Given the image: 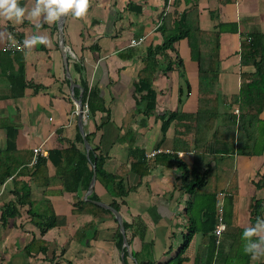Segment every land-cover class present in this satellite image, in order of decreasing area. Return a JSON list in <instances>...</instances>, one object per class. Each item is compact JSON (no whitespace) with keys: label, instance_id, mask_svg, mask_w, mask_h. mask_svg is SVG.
Segmentation results:
<instances>
[{"label":"crops","instance_id":"obj_1","mask_svg":"<svg viewBox=\"0 0 264 264\" xmlns=\"http://www.w3.org/2000/svg\"><path fill=\"white\" fill-rule=\"evenodd\" d=\"M193 1L197 5L200 28L221 30L216 84L221 121L225 112L238 111L237 104H230L229 99L239 92L241 73L254 71L253 65L240 63V40L252 31L264 33V24L258 30L242 24L248 5L258 0H177L174 8L180 11ZM259 2L264 4V0ZM34 5L35 0H19V6L26 9L22 22L0 17V119L2 124L10 121L17 125L16 148L33 154L28 169L33 170L37 155L46 158L45 171L39 177L41 184L32 182L30 174H23L19 179L30 186L31 200L43 205L49 202L55 214L66 217V223L50 227L42 234L30 221L29 205H18V214L9 216L5 225L0 218V264L167 262L183 242L190 215L202 217L199 208L194 207L187 176L193 163L192 135L184 137L190 143L188 149L175 150L174 123L162 135L158 117L169 110L194 112L197 109L198 65L191 57L187 39L174 43L182 64L171 52L172 69L155 75L156 106L153 113L145 115L137 105L135 82L146 47L163 40L158 26L164 16V0H90L84 17L66 14L62 31L67 68L59 48L57 21L30 18L28 12ZM11 32L20 38L21 49L4 48ZM33 35L47 37L50 44H37L31 50L25 48L24 40ZM180 71L184 72L190 90L182 94V101L178 103L179 87L185 90ZM82 82L97 91L103 106L109 110V113L96 110L83 118L84 135L79 130L75 101L82 96ZM221 96L228 97V101L223 103ZM260 119L264 121V108ZM84 137L90 148L104 157V169L118 174L126 186L134 188L124 197H112L95 180L91 191L100 202L120 203L122 221L130 226L126 231L125 256L118 245V222L114 215L72 212L74 196L87 199L91 192L86 196L88 188L82 187L79 193L67 190L63 176L56 173V164L61 163L62 157L55 153L48 157L50 151L66 149L71 144L86 153ZM130 140H133L131 146ZM5 145L6 129L0 126V149ZM35 148L40 149L38 154L34 153ZM179 151L182 155L177 154ZM151 152L155 154L150 155ZM142 156L148 173L140 176L141 167L136 162ZM132 163L135 168L131 167ZM211 165L210 190L225 192V230L216 237L222 258L230 253L232 246H238L241 229L251 225V199H261L264 206V187L255 185L264 175V151L259 155L218 156ZM13 189L12 177L0 183V216L4 205L15 200ZM32 238L48 241L46 251L27 254L24 247ZM202 238L201 232L193 234L181 264H195ZM249 264H264V256L258 260L250 258Z\"/></svg>","mask_w":264,"mask_h":264},{"label":"trees","instance_id":"obj_2","mask_svg":"<svg viewBox=\"0 0 264 264\" xmlns=\"http://www.w3.org/2000/svg\"><path fill=\"white\" fill-rule=\"evenodd\" d=\"M175 8L173 7L165 13L159 23L158 30L163 35L162 42L146 47L142 67L137 72L135 82L136 101L145 115L154 112L157 94L153 87L154 77L158 72L166 74L172 69L174 59L170 55L171 52L176 56L178 63L182 64L174 43L179 39L186 38L191 57L198 65L197 109L194 112H184L178 109L169 110L158 114V117L161 121L162 135H165L170 123H174L175 150L188 149L190 143L184 137L187 134L192 135L193 163L187 176L189 178V190L193 194L194 207L199 208L202 217L190 215V223L183 236V242L176 255L167 262L159 263L148 260L141 264H181L184 259L182 254L195 232H201L203 235L202 242L197 249L195 264H249L250 256L244 254V241L241 239L245 229H241L238 246H232L230 253L221 258L220 245L216 243L217 238L212 233L216 224L215 198L217 191L210 190L211 179L209 177L213 169L211 164L218 156L233 153L259 155L264 151V121L260 119V113L264 108V33L252 31L240 40V63L253 65L254 71L241 73L239 92L231 95L229 99L230 104H237L238 111L237 113L225 112L220 121L221 112L218 106L220 95L216 89V84L220 71L221 30H203L200 28L195 1L188 8L180 11ZM19 72L22 73L21 70ZM179 73L185 84V90L181 86L179 87L178 103H181L182 94L189 92L190 85L183 74L184 72L180 71ZM81 86L83 87L81 100L82 104L87 103L88 116L93 115L96 110H107L109 113L94 88L89 89L83 82ZM74 95H78L76 88ZM221 101L226 103L228 97L221 96ZM1 121L2 119H0V126L6 129V145L0 149V183H3L6 178L12 177L15 198L14 201H9L4 205L0 216L2 223L5 225L9 216L18 214V205L28 204L30 221L40 229L42 234L50 227L65 224L66 217L55 214L49 202L43 205L31 200L30 186L19 179L23 174H30L32 182L41 184L39 177L41 172L45 171L46 158L37 155L32 164L33 170L28 169L27 166L31 162L33 154L30 150L16 148L17 125L10 121L2 124ZM86 138L88 139L89 135H86ZM132 142L133 140H130V146ZM53 153L62 157L61 163L56 164V173L63 176V184L67 190L79 193L82 187L87 189L93 173V164L95 165L96 180L106 188L112 197H124L130 190L134 189L126 186L123 180L118 178V174L108 173L104 169V157L96 153L95 148L88 150V157L84 150L79 151L74 144L66 149L50 151L48 157H52ZM73 153L76 155L75 157ZM167 156L170 158L172 155ZM173 156L178 157L177 155ZM181 164L180 161L179 165ZM136 165L141 167L138 170L140 176L148 173L144 156L137 159ZM131 167L135 168V165L132 163ZM232 178L234 180L235 176ZM255 185L264 187V175L255 182ZM94 200H99L94 192H91L87 199L75 195L72 212L89 211L91 214L107 212L113 215L109 209L96 204L93 202ZM193 203L191 202V206ZM109 205L118 211L121 207L120 203L115 200ZM250 207V226H252L256 223L257 217L262 218L264 213L263 201L252 198ZM122 223L126 234L130 226L125 221ZM116 236L118 237V245L125 256L127 252L125 246L122 245L123 235L119 226L116 230ZM48 245V241L42 238H32L24 249L27 254H36L39 251L45 252ZM138 263L140 264L139 261Z\"/></svg>","mask_w":264,"mask_h":264},{"label":"clouds","instance_id":"obj_3","mask_svg":"<svg viewBox=\"0 0 264 264\" xmlns=\"http://www.w3.org/2000/svg\"><path fill=\"white\" fill-rule=\"evenodd\" d=\"M90 0H35V5L28 12L30 18H40L46 22H56L62 15L69 12L76 18L86 15ZM26 9L19 6V0H0V17L22 22ZM39 28V24H37ZM37 44L49 45L50 40L45 36L33 35L24 40V47L31 50ZM255 237V239H253ZM241 239L244 241L243 252L252 260L264 256V219L256 218V223L245 228Z\"/></svg>","mask_w":264,"mask_h":264},{"label":"water","instance_id":"obj_4","mask_svg":"<svg viewBox=\"0 0 264 264\" xmlns=\"http://www.w3.org/2000/svg\"><path fill=\"white\" fill-rule=\"evenodd\" d=\"M65 16H66V14L62 15L61 18L57 21V27H58L59 48H60L61 54L63 56L65 67L67 68L68 67V64H67V51L65 50V47H64V35H63V31H62V26H63V23H64ZM71 86L73 87V86H75V84L73 82H71ZM75 101H76V104L78 106L77 116H78L79 130L82 133V135H84V131H83V116H82V108H83L82 107L83 106L82 105V101H81L80 97L76 98ZM83 141H84V146H85L87 157H88V150L90 149V144L88 143V141H87V139L85 137L83 138ZM92 168H93V173H92V176H91V179H90V182H89V187H88L86 196L93 190V186H94V183H95V180H96V172H95V165L94 164L92 165ZM93 202H95L96 204H98V205H100V206H102V207H104L106 209H109L113 213L115 219L118 222L119 230H120V232L123 235V244H124V246L128 247L126 234H125V228H124V225L122 223V217H121L120 212L117 209H115L114 207H112L111 205L105 204V203L100 202L98 200H94Z\"/></svg>","mask_w":264,"mask_h":264},{"label":"built area","instance_id":"obj_5","mask_svg":"<svg viewBox=\"0 0 264 264\" xmlns=\"http://www.w3.org/2000/svg\"><path fill=\"white\" fill-rule=\"evenodd\" d=\"M176 0H164L165 3V7H164V14L167 13L168 11H170L175 4ZM22 47V43L21 40L18 36H16L15 34H13L12 32L9 34L8 37V41L5 43V49L7 50H19ZM82 116L83 118H87L88 117V106L87 104L83 105L82 108ZM40 151V149L35 148L34 149V153L38 154V152ZM155 154V152H151L150 155ZM178 155H182V152H177ZM225 196V192L224 191H219L216 194V198H215V207H216V224L215 227L213 229V234L219 238L222 233L225 230V222H224V216H223V199Z\"/></svg>","mask_w":264,"mask_h":264},{"label":"rangeland","instance_id":"obj_6","mask_svg":"<svg viewBox=\"0 0 264 264\" xmlns=\"http://www.w3.org/2000/svg\"><path fill=\"white\" fill-rule=\"evenodd\" d=\"M254 4V5H253ZM249 9H246V14L242 17V24L252 30H258V28L264 24V4L262 2L255 1L248 5ZM247 7V8H248Z\"/></svg>","mask_w":264,"mask_h":264},{"label":"bare ground","instance_id":"obj_7","mask_svg":"<svg viewBox=\"0 0 264 264\" xmlns=\"http://www.w3.org/2000/svg\"><path fill=\"white\" fill-rule=\"evenodd\" d=\"M181 14V13H180ZM237 26V25H236Z\"/></svg>","mask_w":264,"mask_h":264}]
</instances>
